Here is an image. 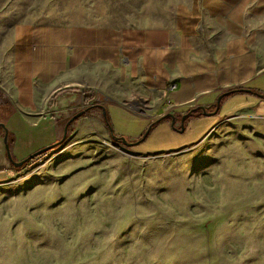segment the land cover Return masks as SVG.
I'll list each match as a JSON object with an SVG mask.
<instances>
[{
  "label": "rangeland",
  "instance_id": "1",
  "mask_svg": "<svg viewBox=\"0 0 264 264\" xmlns=\"http://www.w3.org/2000/svg\"><path fill=\"white\" fill-rule=\"evenodd\" d=\"M0 5L11 24L123 28L162 25L172 1ZM262 116L225 119L180 150L159 131L138 155L100 123H73L60 146L0 174V264H264Z\"/></svg>",
  "mask_w": 264,
  "mask_h": 264
},
{
  "label": "crops",
  "instance_id": "2",
  "mask_svg": "<svg viewBox=\"0 0 264 264\" xmlns=\"http://www.w3.org/2000/svg\"><path fill=\"white\" fill-rule=\"evenodd\" d=\"M171 1L162 25L123 28L11 24L0 9V174L84 110L68 137L88 118L134 154L159 131L180 150L264 110V0Z\"/></svg>",
  "mask_w": 264,
  "mask_h": 264
},
{
  "label": "water",
  "instance_id": "3",
  "mask_svg": "<svg viewBox=\"0 0 264 264\" xmlns=\"http://www.w3.org/2000/svg\"><path fill=\"white\" fill-rule=\"evenodd\" d=\"M242 92H244V90H241V89H240V90H235V91L229 92V93H227V94H231V93H242ZM227 94H225V95H227ZM220 99H221V98H220ZM220 99H218L217 104L219 103V100H220ZM83 114H84V112L78 113L77 115H75V116H74V117H73V118H72V119L66 124V126L64 127V130H63L62 138H61V140H60L58 143H56L55 145H52V146H50V147H48V148H45V149H43V150H41V151H39V152H37V153L31 155L30 157L24 159V160L21 161V162H18V163H12L13 166H14L15 168H20V167H22L23 165H25L27 162L33 160L34 158L39 157L40 155L45 154V153H47V152L53 150L54 148L60 146V145L66 140L67 130H68L69 125H70L75 119H77V118H79V117H82ZM145 137H146V134L144 135L143 138H145ZM113 141H114L115 143H120L121 145H123V146H125V147H127V148L130 147V145L126 144L125 141H124L123 139H116V138H113ZM132 146H133V145H131V147H132ZM8 156H9V153H8ZM9 158H10V157H9Z\"/></svg>",
  "mask_w": 264,
  "mask_h": 264
},
{
  "label": "built area",
  "instance_id": "4",
  "mask_svg": "<svg viewBox=\"0 0 264 264\" xmlns=\"http://www.w3.org/2000/svg\"><path fill=\"white\" fill-rule=\"evenodd\" d=\"M176 88L175 85H168V87L166 88V90L163 92V94L166 96L168 94L169 91L174 90Z\"/></svg>",
  "mask_w": 264,
  "mask_h": 264
},
{
  "label": "trees",
  "instance_id": "5",
  "mask_svg": "<svg viewBox=\"0 0 264 264\" xmlns=\"http://www.w3.org/2000/svg\"><path fill=\"white\" fill-rule=\"evenodd\" d=\"M157 122H160V120L157 121ZM42 155H44V154H42ZM40 156H41V155H40ZM40 156H39V157H40ZM36 158H37V157H36ZM36 158H34V159H36ZM31 161H33V160H31ZM31 161L27 162L25 165H27V164L30 163ZM25 165H24V166H25Z\"/></svg>",
  "mask_w": 264,
  "mask_h": 264
},
{
  "label": "flooded vegetation",
  "instance_id": "6",
  "mask_svg": "<svg viewBox=\"0 0 264 264\" xmlns=\"http://www.w3.org/2000/svg\"><path fill=\"white\" fill-rule=\"evenodd\" d=\"M84 111H85V110H84ZM84 111H83V112H84Z\"/></svg>",
  "mask_w": 264,
  "mask_h": 264
}]
</instances>
